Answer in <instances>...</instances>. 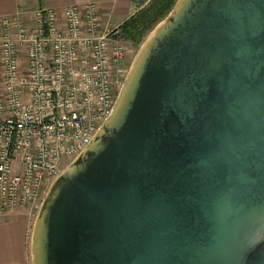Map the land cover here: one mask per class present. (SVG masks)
Here are the masks:
<instances>
[{
	"label": "water",
	"instance_id": "95a60500",
	"mask_svg": "<svg viewBox=\"0 0 264 264\" xmlns=\"http://www.w3.org/2000/svg\"><path fill=\"white\" fill-rule=\"evenodd\" d=\"M43 197L32 264H264V0H176Z\"/></svg>",
	"mask_w": 264,
	"mask_h": 264
},
{
	"label": "built area",
	"instance_id": "2783aa9c",
	"mask_svg": "<svg viewBox=\"0 0 264 264\" xmlns=\"http://www.w3.org/2000/svg\"><path fill=\"white\" fill-rule=\"evenodd\" d=\"M126 54L95 3L0 17V213L39 209L61 156L66 166L111 114Z\"/></svg>",
	"mask_w": 264,
	"mask_h": 264
},
{
	"label": "crops",
	"instance_id": "0c3cea01",
	"mask_svg": "<svg viewBox=\"0 0 264 264\" xmlns=\"http://www.w3.org/2000/svg\"><path fill=\"white\" fill-rule=\"evenodd\" d=\"M150 0H0V17L15 13H25L39 7L62 9L67 5L95 3L98 7L102 26H117L129 19ZM130 51L123 60L122 69ZM36 210L17 209L0 213V264H32L31 233Z\"/></svg>",
	"mask_w": 264,
	"mask_h": 264
},
{
	"label": "trees",
	"instance_id": "16d2710c",
	"mask_svg": "<svg viewBox=\"0 0 264 264\" xmlns=\"http://www.w3.org/2000/svg\"><path fill=\"white\" fill-rule=\"evenodd\" d=\"M176 0H150L133 15L119 25L121 36L134 46L158 24L171 10Z\"/></svg>",
	"mask_w": 264,
	"mask_h": 264
},
{
	"label": "rangeland",
	"instance_id": "374dc122",
	"mask_svg": "<svg viewBox=\"0 0 264 264\" xmlns=\"http://www.w3.org/2000/svg\"><path fill=\"white\" fill-rule=\"evenodd\" d=\"M148 34L143 38V40L138 44V46H134L129 39L122 37V41L125 44L127 51H130L129 52L130 53V56H129V59L127 60L126 66H125L127 71L130 68V66H131V63L133 61V58H134L137 50L139 49V47H141V44L143 43V41L145 40V38L148 36ZM59 167L61 168L60 171L65 167V165L63 164V157L62 156L60 158ZM14 173H16V171Z\"/></svg>",
	"mask_w": 264,
	"mask_h": 264
}]
</instances>
